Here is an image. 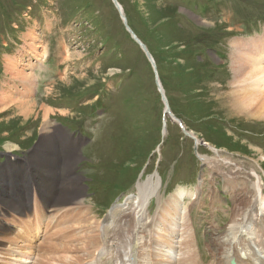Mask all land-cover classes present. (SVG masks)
Segmentation results:
<instances>
[{"label":"rangeland","instance_id":"1","mask_svg":"<svg viewBox=\"0 0 264 264\" xmlns=\"http://www.w3.org/2000/svg\"><path fill=\"white\" fill-rule=\"evenodd\" d=\"M119 1L129 26L152 52L171 111L179 119L173 121L167 115L165 129V104L153 66L112 0H0V93H12L22 84L13 64L17 71L35 74L29 99L37 102L39 113L25 120L15 117V104L7 110L0 107V164L13 155L59 181L75 178L54 192L56 206H65V214L77 218L72 228L65 227L75 230L62 240L67 251L58 247L45 260L38 245L30 264H37L39 257V262L69 264L84 255L80 264H123L114 232L118 228L127 231L132 224L139 228L138 185L149 179L159 180L160 185L150 196L149 210L140 225V252L151 250L156 264H179L185 257L181 249L171 260L169 247L153 248L151 240L166 234L160 206L175 189L199 184L200 202L192 205L185 197L184 203L190 204L202 263L212 264L215 240L227 234L234 216L245 217L255 228L250 236L243 233V238L264 239V230L258 235L256 225L264 224V212L257 215L252 196L259 180L264 190V118L237 112L226 100L233 79L231 44L264 33V0ZM149 2L163 9L148 12ZM41 56L43 64L38 66ZM96 102L100 103L94 106ZM40 105L49 108L46 117ZM45 122L52 124L53 141L37 147L45 139ZM80 133L88 134L91 141L74 148L67 145L71 134ZM73 152L81 160L69 170L50 160L73 157ZM84 162L94 167L85 168ZM80 182L81 186L75 185ZM178 190L183 216L186 208L180 203L185 190ZM63 192L76 199L61 204ZM243 196L252 200L251 206L243 203ZM216 197L218 201L213 202ZM108 213L111 217L106 221ZM173 228L178 231L179 226ZM88 232L91 237L84 240ZM171 236L166 237L170 240ZM183 238L173 244L182 248ZM88 241L95 245L88 249L91 255L83 244ZM43 242L55 244L42 241L40 245ZM129 250L121 252L125 260Z\"/></svg>","mask_w":264,"mask_h":264},{"label":"bare ground","instance_id":"2","mask_svg":"<svg viewBox=\"0 0 264 264\" xmlns=\"http://www.w3.org/2000/svg\"><path fill=\"white\" fill-rule=\"evenodd\" d=\"M156 9L161 11L163 9V7L161 5H158L155 2H149L148 12H150V11L152 12V10H156ZM231 45L233 47V53L231 56V61H232L231 67L233 69V79H232L231 84H230V86H231L230 92L228 93V95L226 94V100L231 105V107L237 112L245 113V114L250 115V116H256V117L264 118V36H262L261 38L252 39L251 41H249V40H245V41L233 40ZM7 56H9V55H7ZM41 58H42V56L40 57V59ZM13 66H14L15 72H16L14 75L16 78H20L22 84L19 88H16L15 90L12 89V93H10V91L8 92L6 90H4L0 93V107L3 110H7L8 108L13 107V105L15 104L17 109H18V113H17L18 115H16L15 117L18 116L19 118H24L26 120V119H29L30 117H32L36 113L35 109L37 108V106H36L37 102L29 99V96L31 95V93L33 91L32 86H34V83H35L37 76L33 73H31V74L26 73L23 70L17 71L16 65L13 64ZM15 77H13L14 80L16 79ZM64 80H66V79H61L60 81H64ZM40 107H41V109H43L44 116L46 117L49 113V108L47 109V107L42 106V105H40ZM36 114H37L36 116H39V113H36ZM42 130L45 133V139L43 140V142L41 141V143H39V145H37V147H40L41 145H45L46 143H51L53 141L52 140V132H51L52 131L51 122H47V123L45 122ZM10 149H11V151H13L14 147L12 146ZM252 149L254 150L255 148H252ZM255 150L258 151L257 149H255ZM216 151H218V150H216ZM259 152L262 153L261 151H259ZM70 156H72V155H70ZM70 156H68L67 158H65V157L64 158H61V157L52 158L50 160L52 162L58 163V165H59L58 168L60 166H63V167H65L66 170H69L81 160L78 152H73V157H70ZM34 159H36V162L37 161L39 163L41 162L40 161L41 159H37V156H35ZM38 168L41 169L40 167H38ZM45 172H47V171L45 170ZM73 179H75V178L74 177H67L62 182V186L67 181H71ZM259 182L261 183L260 180H259ZM10 183H11V181H9L7 179V177H5V175H1V171H0V190H4L5 193L6 192L9 193V188H11ZM260 183H258V184L256 183L257 184L256 189L253 188V194H252L253 200L256 201L255 202L256 206L259 205V207H260L259 210L255 209L256 212L258 211L257 215H259V213L264 212V193H263V187L260 186ZM159 185H160L159 180H158V182H153L150 179L148 181H145V182L140 183L138 185L139 200H138L137 209H138L139 216H138L136 223L138 224L139 228L134 229V225L132 224V225H130V227L128 228L127 231L118 228V230L117 231L115 230V232H114V235L117 237V239H119V242H120L119 247L121 249V252L123 250L124 251L126 250V252H127L128 249H130L129 250L130 254L128 255L129 258H127L128 260H125L126 257L124 258L123 255L121 254V252L119 251L120 253L118 255V259H121V263H123V264H128L127 261H129V264H141L140 263L141 259L145 260V263H147L146 261H148V262L152 261L150 263L156 264V263H154L155 259L153 258L154 256H153V252L151 250H147V252H145V250L142 248V250H141L142 252H140L139 247H142L141 241L143 238L139 234L141 232V227H140L141 222H143V220L145 219L146 211L149 210L148 205H149L150 196H152L154 193H156L157 187ZM47 191H48V193H51L50 189H47ZM178 194H181V192L179 190L176 191L175 195L172 196L171 200L165 202L163 209H162L161 222L164 226V230L166 233L165 235L166 236L173 235V233H174L173 227L179 226L178 232L181 231V236H183L184 237L183 239H185L181 243L182 248L180 247V249L182 250L181 252H183V254H185V257L179 259V264H203L202 263L203 258L201 257L200 248L198 247V245L196 243L197 241H196V237H195L196 236L195 231H193L194 229L189 226V224H188L189 221L185 222L187 220V218L189 217L190 212L187 213V211H186L184 213L185 216L184 215L181 216V211L179 209L180 207L178 205V198H177ZM8 195H10V194H7V196H3L0 194V201L3 203H7V204L10 203L12 201V199L9 200L10 197L8 198ZM74 199H76V196H72V195L69 196V193L63 192L60 194V201L59 202L61 204H67V203L73 202ZM243 200L242 201L245 204L252 202V200L250 202L249 198L246 196L245 197L243 196ZM80 203L82 204L84 202H80ZM255 203L253 204V206L255 205ZM244 205H243V207H244ZM240 206H242V205H239V210H241ZM248 206H251V204L250 205L248 204ZM179 214H180V216L178 218L177 215H179ZM235 215H236V213H235ZM245 215H246V213L240 214V216H242V217H244ZM132 219H133L132 221H134V218H132ZM244 219H245V217L240 219V217L237 215V217L236 216L233 217L232 221L229 220L230 224L228 227V231H226L227 234L224 235L223 237L219 238V239H216L215 244L213 243L214 248H212L213 249L212 250L213 251L212 252L213 258L212 259H214V260H213V262L210 261L212 264H264V239H258V241L255 239H252L250 241H247L245 238H243V233H247V235L250 236L249 232L251 230L254 231V229H255V228H253V225L250 224L252 221L251 222L249 221L250 223H248V221H244ZM181 220H182V222H181ZM89 222H90V220H89ZM60 224L61 223H59L58 226H60ZM156 225H157V223H156ZM67 227L72 228L73 225L71 224V225H68ZM2 232H3V230L0 228V233H2ZM56 232H57V230H55L54 233H56ZM126 232H128V233H126ZM165 235H162V236L159 235V239L156 241L154 240L155 242H153L151 240V244L154 245L153 248H156L158 246V249H160L163 246H167L171 249L170 245H172V244L169 241V238L166 237ZM74 236H77L76 233L74 234ZM89 236L91 237L89 232L86 233L84 240L89 238ZM3 241L4 240H2L0 238V244H2ZM252 241H254V243ZM165 243H169L170 245H167ZM83 244L86 245V249L84 247H83V249L88 251V253H90V255H91V251L88 249L90 247L95 246L93 244V242L91 244V242L88 241V242L83 243ZM253 245L257 246L258 248H254ZM40 246H39L40 251H42V254H43L41 256L45 260H49L48 256H46V254L49 253L48 255H50L51 251L56 252V250H58L57 249L58 247H61V248H59L60 250L65 249L66 251L68 248V246H65L62 241L59 243L50 244V245H48L46 242H43ZM25 248H28V247H24V249ZM76 249H78V248H76ZM57 253H59V252H57ZM128 253H126L125 255H127ZM199 253H200V259L198 256ZM86 254H87V252H86ZM182 255H181V257H182ZM85 256L86 255L81 256V257L78 256L74 260L72 259L73 261H69V264H78V263L80 264V261H82L81 258L83 260L86 259ZM20 258H23V257H20ZM139 258H140V260H139ZM39 259H40V257H39ZM204 259H205V257H204ZM38 260L36 261L37 264H52V263H50V261L46 262L44 260V262H39ZM66 260H68V259H66Z\"/></svg>","mask_w":264,"mask_h":264},{"label":"water","instance_id":"3","mask_svg":"<svg viewBox=\"0 0 264 264\" xmlns=\"http://www.w3.org/2000/svg\"><path fill=\"white\" fill-rule=\"evenodd\" d=\"M115 1V0H114ZM116 3V2H115ZM117 4V3H116ZM118 5V4H117ZM131 32H132V30H130ZM133 33V32H132ZM134 38L139 42V43H141L140 42V40L136 37V35H134ZM142 46L144 47V45L142 44ZM145 48V47H144Z\"/></svg>","mask_w":264,"mask_h":264}]
</instances>
